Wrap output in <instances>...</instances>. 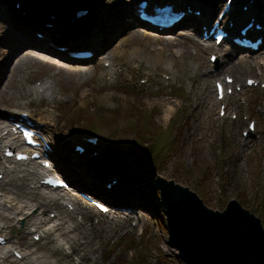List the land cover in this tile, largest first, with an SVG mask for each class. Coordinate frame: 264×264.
<instances>
[{"label":"rangeland","instance_id":"374dc122","mask_svg":"<svg viewBox=\"0 0 264 264\" xmlns=\"http://www.w3.org/2000/svg\"><path fill=\"white\" fill-rule=\"evenodd\" d=\"M9 1L0 0V115L14 117L13 113L28 111L44 122L54 147L53 173L70 181L75 189L61 202L74 203L75 220L90 230L93 248L98 250L87 264H182L177 251L168 245V218L159 205L160 181L187 188L211 210L223 212L235 201L259 218L264 228V48L249 54L254 57L252 65L246 68L231 63V71L226 73L227 54L236 55L233 61L239 54L224 44L219 54L221 63L214 67L210 62L212 52L206 50L209 44L197 34L203 23L192 20L196 26L190 28V21L183 29L204 50L192 48L191 58L181 64L171 58V53L178 52L176 45L187 44L180 38L182 31H173L165 38L142 29L132 15L136 0H91L92 11L84 19L87 24L74 29H83L84 37L91 39L75 48L93 51L96 57L93 62L75 64L60 51V47L67 48V40L44 42L49 35L45 29L50 28L44 21L48 17L51 21L46 0H22L25 8L27 1H36L33 20L39 24L32 29L20 24L24 8H17V3L15 8V2ZM201 1L216 8L213 17L225 3ZM247 1L234 0L236 10L245 7ZM71 4L85 6L83 0ZM59 6L70 7L66 2ZM263 10L264 0H259L255 13L264 18ZM78 11L73 7L69 12L76 23L82 22L77 20ZM45 13L46 18L42 15ZM51 29L62 38L68 27ZM143 33L177 41L152 44ZM33 42L57 50L62 57L33 47ZM146 50L166 51V56L159 61L145 54ZM27 54L47 63H29L13 74V66ZM106 64L111 67L105 68ZM208 72L212 75L207 76ZM226 74L235 79V93L219 102L215 83ZM250 78L259 82L258 87L242 90ZM222 106L226 109L224 117L219 112ZM168 109L172 115L167 118ZM78 114H83L81 119ZM249 121L255 122L256 132L245 137ZM206 128H214L215 136L204 134ZM92 137L98 138L99 147L92 150L95 154L89 150L84 158L77 148L86 149L84 139ZM119 165L129 175L105 178ZM39 181V177L35 184L28 181L29 188L39 185ZM112 188L115 191L111 192ZM37 191L61 197L44 188L38 187ZM78 191L111 204L115 214L101 215L74 196ZM83 254L86 252H76L69 261L78 264ZM63 257L56 253L54 260Z\"/></svg>","mask_w":264,"mask_h":264},{"label":"bare ground","instance_id":"6f19581e","mask_svg":"<svg viewBox=\"0 0 264 264\" xmlns=\"http://www.w3.org/2000/svg\"><path fill=\"white\" fill-rule=\"evenodd\" d=\"M20 1V0H17ZM75 2L76 0H46L47 2V12L51 13L55 16L54 19H51L50 22L47 21L48 18H45V23H49L51 27L49 29H45L48 32L47 39L44 40V42L55 43L62 41L63 39L58 38L56 34H53V31L55 29H51L52 27L56 28L58 26V29L62 27V30L64 27H78V25H86L87 21H84V19H80L82 22H71L68 18L61 19L60 17H56L58 14L54 11H57L59 14L64 16H69L68 11L71 7V2ZM91 0H83L84 5H90ZM177 3L180 4H187L196 8H200L202 10V16L199 18L197 16H191L193 17L194 21L193 23L197 22L198 24L203 23L205 26H207L210 22V20L213 17V14L216 12V8H213L210 4H206L204 1L201 0H174ZM259 0H255L253 5L248 9L246 14H242V17H239V19H236L235 8H238L237 2L233 5L232 4V12L224 19L225 21H228L230 19L236 20V24L234 25L232 31H235L238 27L243 25L244 23H250L252 19H255L256 21L261 22V24L264 25V18L261 16H258L255 12L257 11V2ZM65 2L70 7H60L58 8L59 4H64ZM24 6H25V2ZM28 3V12H26L25 17L22 18L23 26L26 28L30 27L31 29L33 27H38V22H36V25L33 20V15L35 12L34 5L36 4V1L32 2L31 4ZM179 4V6H180ZM226 3H224L220 8L221 10L225 7ZM54 6V7H53ZM81 7V5L79 6ZM92 11V9L90 10ZM79 21V20H78ZM75 23V24H74ZM196 25V24H195ZM188 29V28H187ZM83 30V29H82ZM82 30L76 31V38L83 36ZM188 31L183 30L180 34V38H182V42L186 45H176L175 47L178 50L177 53L173 52L171 53V58L176 59L179 63L185 64L187 58H191V51L192 48H195L196 50L201 49L202 46L192 40L189 35L187 34ZM197 33V31H196ZM199 34V33H197ZM263 32H257L256 30H251L249 32V35L252 38H257L261 36ZM145 39H148L149 42L152 44H173L175 41H167L163 40L159 36H149L147 33H143L142 35ZM54 40H52V39ZM213 40V37L211 38L209 42V46L207 47V51L214 53L215 50H217L218 53V59L219 54L222 53V49L220 48H214L211 46V41ZM178 43V42H177ZM180 44V43H178ZM33 47L45 49L48 52H51L53 54H58L59 52L53 48H49L48 46H45V44L33 42ZM51 45V44H50ZM125 45V44H124ZM69 51L73 50V45L70 44L68 47ZM18 51V50H17ZM17 51L14 53L12 52V55H14ZM145 54L149 56H153L159 61H162L164 57L166 56V51L162 52L160 50H146L144 51ZM139 54V53H138ZM21 55V54H20ZM20 55L16 56L19 57ZM236 55L233 53H229L226 56L224 71L226 73L231 71L230 64L232 63L233 66L237 65L239 67H248L249 64L254 62V57L248 56L247 54L241 55L236 61H233V58ZM14 61V60H13ZM47 63L46 60L35 56L33 54H27L25 58L20 59L14 66L12 71L15 74L16 70L24 68L29 63ZM264 62V58H263ZM221 62H219L220 64ZM252 65V64H251ZM264 65V63H263ZM139 67H141V63L139 62ZM110 71V70H109ZM233 71V70H232ZM81 74V71H80ZM210 74L212 75V72H208L207 76ZM228 75V74H227ZM223 76V75H222ZM230 88V87H228ZM227 88V89H228ZM49 88H47L48 90ZM214 105V103L212 102ZM220 112V111H219ZM22 113V111H21ZM20 114V113H19ZM18 114V118L19 115ZM172 115V112L170 109L166 110L165 117H169ZM14 116V113H13ZM10 117L1 116L0 115V175H3V179L0 180V236L5 237L7 240V244L5 247H0V262L3 264H61L62 261H64L63 264H71L69 261L72 254H76V252H86V254H83L79 257V263L78 264H87L91 261V257L94 253L98 252L97 249L93 248L92 240L90 239V233L82 223L75 220V215L73 214L75 212H70L68 209L65 208L64 203L61 202V200L65 199V196L61 197H54L49 195H44L37 191L38 187H43L42 185H36L34 188L30 187L28 185V181H32V184H35L36 178L40 177V172L36 168H28L24 165H18V167L9 168L6 167L3 163V155L5 153V150L8 148H13L15 145H17L16 142L9 139V134L12 132L14 124H10ZM42 121V120H41ZM38 126V125H37ZM204 134H207L208 136H215L216 130L214 128H206L203 130ZM100 143V142H99ZM99 147V145H98ZM4 149V150H2ZM2 151V152H1ZM9 162V161H8ZM7 162V163H8ZM33 169V170H32ZM17 173L24 174L22 176H19ZM39 184V183H38ZM8 195V196H7ZM69 204L73 205V202H68ZM75 207V206H74ZM52 209L51 212L48 213V216H46V212L49 209ZM51 213H56L55 219L51 220L50 216ZM31 235V240L28 239V236ZM36 235H40V243L37 244L33 238ZM41 244V245H40ZM45 247V251H43L41 248ZM42 246V247H40ZM14 251L19 252L22 254V260L19 261L15 259L14 257ZM56 253L62 254L64 257L54 260V255ZM85 262V263H83Z\"/></svg>","mask_w":264,"mask_h":264},{"label":"water","instance_id":"95a60500","mask_svg":"<svg viewBox=\"0 0 264 264\" xmlns=\"http://www.w3.org/2000/svg\"><path fill=\"white\" fill-rule=\"evenodd\" d=\"M166 183L160 181L159 186L168 218V244L182 262L264 264V228L259 218L235 201L223 212L211 210L187 188Z\"/></svg>","mask_w":264,"mask_h":264},{"label":"trees","instance_id":"16d2710c","mask_svg":"<svg viewBox=\"0 0 264 264\" xmlns=\"http://www.w3.org/2000/svg\"><path fill=\"white\" fill-rule=\"evenodd\" d=\"M68 38L67 39H72L71 37H74L73 35L70 34V36H67ZM79 118L78 119H81V117L83 116V114H78ZM114 170V171H113ZM109 171V170H107ZM123 169L121 167H115V169H112L111 171H109L110 173L112 174H115V173H122ZM157 209V208H155Z\"/></svg>","mask_w":264,"mask_h":264}]
</instances>
